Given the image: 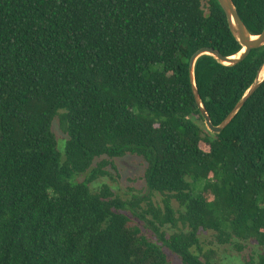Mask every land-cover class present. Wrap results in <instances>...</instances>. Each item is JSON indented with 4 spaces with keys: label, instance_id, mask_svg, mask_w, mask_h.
Wrapping results in <instances>:
<instances>
[{
    "label": "trees",
    "instance_id": "1",
    "mask_svg": "<svg viewBox=\"0 0 264 264\" xmlns=\"http://www.w3.org/2000/svg\"><path fill=\"white\" fill-rule=\"evenodd\" d=\"M233 2L260 35L264 0ZM203 48L242 49L217 0H0V264H167L130 225V208L183 264H221L200 230L220 245L254 240L263 252L249 264H264V83L211 133L189 73ZM263 66L264 47L234 66L198 59L214 126ZM55 120L67 136L63 152ZM128 155L145 161V183L162 206L123 201L107 185L91 191ZM166 226L179 231L166 237Z\"/></svg>",
    "mask_w": 264,
    "mask_h": 264
},
{
    "label": "rangeland",
    "instance_id": "2",
    "mask_svg": "<svg viewBox=\"0 0 264 264\" xmlns=\"http://www.w3.org/2000/svg\"><path fill=\"white\" fill-rule=\"evenodd\" d=\"M203 125L207 129L205 122ZM53 130L58 138L59 150L63 152L67 136L61 131L57 120L54 121ZM100 160L96 159L93 167ZM113 163L115 169L109 166L107 168L108 176L101 177L90 184V189L93 193L99 192L102 186L107 185L123 201H141V206L145 208L147 201L144 200L149 198L155 205L162 206L163 196L156 192L152 193L145 183L146 163L141 157L128 155L114 159ZM88 175L89 172L76 176L75 181L82 182ZM202 186L203 183L201 182L194 184L195 192H198ZM172 204L175 209H178L176 201H172ZM125 214L130 219V225L133 228L139 230L140 234L148 242L155 244L165 253L168 259L167 264H183L181 259L163 244L161 234L154 230L147 219L142 218L140 209L130 208L125 211ZM161 231L168 237L179 230L166 226ZM199 236L204 251L214 250L221 264H249L250 259L253 258L256 262L258 255L263 252L262 248L254 240L242 242L234 239L233 244L220 245L212 240L213 232L211 231L200 230ZM236 243L238 244L236 245ZM239 246H242L243 249L240 250Z\"/></svg>",
    "mask_w": 264,
    "mask_h": 264
},
{
    "label": "water",
    "instance_id": "3",
    "mask_svg": "<svg viewBox=\"0 0 264 264\" xmlns=\"http://www.w3.org/2000/svg\"><path fill=\"white\" fill-rule=\"evenodd\" d=\"M221 8L223 9L229 24V28L235 38L238 40L240 45L242 46L241 51L233 56H223L220 52L212 48H203L197 51L193 57L191 58L189 65V73H190V82L192 86L193 95L196 101V104L199 108L201 116L204 119L205 125L213 134H220L232 121V119L239 113V111L244 107L246 102L255 94V92L261 87L264 83V77H261V72L264 66L259 71V74L252 84V86L248 89L245 95L238 101L234 109L231 113L225 118V120L219 125L214 126L212 124L211 118L205 108V105L200 97L196 77H195V65L199 58L202 56L208 55L213 57L217 62L226 65V66H234L241 63L244 59L248 57L252 50H257L264 47V30L260 35L253 36L246 29L244 23L242 22L237 9L234 5L233 0H217ZM243 29L255 39H249L244 36Z\"/></svg>",
    "mask_w": 264,
    "mask_h": 264
},
{
    "label": "bare ground",
    "instance_id": "4",
    "mask_svg": "<svg viewBox=\"0 0 264 264\" xmlns=\"http://www.w3.org/2000/svg\"><path fill=\"white\" fill-rule=\"evenodd\" d=\"M244 36L249 39H255V37L250 36L244 29H243ZM264 70V68H263ZM261 72V77H264V71Z\"/></svg>",
    "mask_w": 264,
    "mask_h": 264
}]
</instances>
